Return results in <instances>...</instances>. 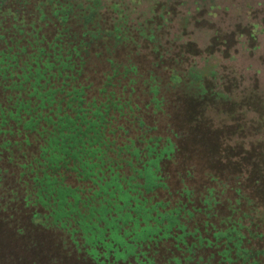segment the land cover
Listing matches in <instances>:
<instances>
[{"label": "trees", "instance_id": "1", "mask_svg": "<svg viewBox=\"0 0 264 264\" xmlns=\"http://www.w3.org/2000/svg\"><path fill=\"white\" fill-rule=\"evenodd\" d=\"M104 1L117 14L127 18V14L134 11L125 9L128 4L125 0ZM161 1L130 0L136 6L149 2L146 12L151 14L144 20L142 28L137 29V36H131L123 33V24L104 27L101 23L103 19L94 16L96 0H42L43 22L47 24L51 20L56 28L50 30L48 41L41 35L38 43L42 47L28 57L27 74L15 73L18 68L17 53L12 54L11 50L0 52V87L4 88L8 82L11 90L20 89L27 101L22 109L27 113L35 111L42 114L36 117L35 122L29 123L27 133L42 136V170L44 179H47L42 191L47 192V196L43 195L40 203L49 212H32L31 218L38 219V225L48 224L47 220L51 217L52 225L77 226L78 229L71 230L72 234L95 233L89 236L87 242L91 250H85L86 256L82 257L86 260L89 257L91 264H120L129 255L135 257L137 264H152L150 258L160 251L156 247L158 244L170 256L168 264H199L203 261L202 256H206V264H264V80L261 78L264 61L233 71L239 87L233 91L235 101L231 103L232 111L216 102L215 110L207 106L208 111L213 110L210 113L215 112L216 117L228 122L231 114L235 116L239 111L244 115L243 109L246 108V116H250L251 121L245 119V123H250L253 129L245 136V146L239 144L233 147V150L236 147L240 151L235 150V156H229L227 148L224 150L222 145L226 138L220 135L216 159L210 164L212 169H206L207 166L195 153L197 148L191 153L180 147L179 140L185 137V129L190 123L181 122V132L172 124L175 118L178 120L182 115L177 109L181 110V105L190 99H201L205 78L216 79L218 73L204 57L199 58V63L202 60L203 65L195 63L189 68H181L176 62L169 66L165 62L163 56L172 55V45H163L161 36L157 35L164 18L160 15L153 18L155 14L152 16L153 9ZM164 1L170 5L181 2ZM83 2L89 3L84 5ZM83 5L87 12L84 15L77 11ZM182 7V13L180 10L177 13L190 17L198 7L197 1H189L185 7L187 13ZM45 12L48 14L45 15ZM193 30L189 32L192 36ZM141 39L148 44V54L154 59L151 69L163 68L166 71V84L174 89V94L171 97H156L158 81L151 70V76L141 80L146 88L145 94L151 97L144 104L141 115L128 113L130 121L124 124L126 127L120 125L117 128L122 133V144L115 152L105 134L116 131L112 128L116 121L113 113L117 111L119 117L123 114L124 110L118 105L119 96L113 91L107 92V88L111 87L108 81L104 87H98L96 95L87 102L77 80L87 67L90 46L104 50V54L100 51L95 60H107L109 63V69L105 71L106 79L118 78L121 82L130 77L136 68L112 63L109 57L123 46L137 48ZM258 47L256 44L252 51H259ZM100 74L104 75L102 71ZM218 85L214 91L216 96H221V85L220 88ZM33 95H38L36 97L40 101L35 108L30 107L31 103L37 104L36 97L31 102ZM14 97L8 96L11 107L18 103ZM150 107L152 110H149ZM122 116L125 118V114ZM12 117L16 115L12 114ZM222 119L221 123L224 122ZM8 121L1 117L0 127ZM119 155L126 158L123 161V164L129 165L126 170L120 167ZM69 161L77 165L71 167ZM92 162L95 164L91 165ZM174 165L182 169L174 174L175 186L172 178L167 177L168 169L174 168ZM78 169L83 170L81 173L85 172L87 177L91 176L92 183L100 191L81 197L70 192L73 202L67 203L68 193H61L48 175L51 177L57 171L66 175ZM25 170L36 174L39 168L29 164L25 165ZM36 180L35 176L31 179L32 182ZM157 190L164 191L165 197L159 198ZM100 192L103 195L99 200L101 207L94 209V200ZM28 197L32 200L30 195ZM84 201V204H92L87 215L75 206V203ZM109 204H113L114 208H109ZM29 205L33 206L31 202ZM18 233H24L22 228H18ZM153 247L158 252L151 250ZM75 248H78L77 245ZM66 249L64 242L58 244L54 262L62 261L69 255L77 257V253L82 254L80 248L76 249V254L72 253L74 250ZM195 255L200 256L199 261L194 262Z\"/></svg>", "mask_w": 264, "mask_h": 264}, {"label": "rangeland", "instance_id": "2", "mask_svg": "<svg viewBox=\"0 0 264 264\" xmlns=\"http://www.w3.org/2000/svg\"><path fill=\"white\" fill-rule=\"evenodd\" d=\"M96 1L97 3L93 6L94 16L103 19L101 23L105 25L104 27L123 24L125 27L123 33H128L131 36H137V29L142 28L141 26L145 23L144 20L151 16L149 12H146L149 2L136 6L132 5L130 0H125V3L128 1L125 9L134 10L127 14V18V16L117 14L111 7H108V3L106 4L104 0ZM180 1L170 5L169 2L166 3L162 0L153 9L152 16L155 14L153 18L159 15L164 18L163 22L161 21L162 27L157 35L161 36L163 45H172V55L169 57L164 55L163 59L169 66L176 62L181 68H189L195 63L198 66L203 65L202 60L199 63V58L204 57L205 60H209L215 66L218 74L216 79H213V77L205 78L204 92L201 99H198V101L190 99L188 103L181 105V110L177 109V112H182V115H179L178 120L175 118L172 125L174 129L181 132L183 124L181 122L190 123L187 126L188 128L185 129L186 132L184 131L186 133L185 137L179 140L180 147L182 150L191 153L194 152V148H197L198 152L195 153L198 154L199 160L207 166H204L206 169H212L210 164L211 161L216 159L215 155L218 151L216 145L219 142L218 137L220 135L226 138L222 145L224 150L227 148L228 155L235 156L237 148L235 147V150H233V147L239 144L245 146L247 144L245 136L253 129L250 123H245V119L251 121L250 116H246V108L243 109L244 115L238 111L235 116L231 114L230 119H232H229V122L221 118L224 120L221 123V119L218 116L216 117L215 112L210 113L209 111L213 110L208 111L207 106L209 105L208 109L211 107L215 110L214 104L216 102V104L220 103L221 106L225 105L226 110L232 111L233 105L231 103L235 101L233 91L239 87V84L235 83L234 78H236V75L233 71L249 67L254 63L261 64L264 61V0H196L198 7L194 13L190 14V17L186 14L180 15L182 13L181 3L183 4V12L187 13L185 7L190 0ZM88 3L83 2L84 5H88ZM63 4L65 3L63 2ZM84 5L77 9L83 15L87 13ZM42 6V0H0V52L11 50L10 53L18 54V57H16L18 68L15 70L18 75L24 76L27 74L28 57L42 47L38 43L41 40V35L48 41L51 34L50 30L56 28L51 20L44 24L41 17ZM169 6L173 8L174 12ZM179 10L180 14L177 13ZM44 14L47 15L48 13L45 12ZM156 20L158 19L156 18ZM43 27L46 29L45 31L42 30ZM151 27L154 28V26ZM191 29H194L193 36L189 34ZM141 40L137 48H130L128 45L123 46L119 51L110 54L109 57L112 63L123 66L131 65L136 68L130 77L121 82L118 78L106 79L105 71L109 69V63L107 60H95V56L100 51L104 54V50L103 48L99 50V48L90 46L88 57H86L88 60L87 67L83 69L80 78L77 80V85L85 94L87 102L93 99L94 94L96 95L95 92L98 87H104V83L108 81L111 87L107 88V92L113 91L115 95L119 96L118 105L121 110H124L122 115L125 114V118L122 115L119 117L118 112L115 111L113 116L116 121L112 128L114 130L116 128V131L114 134H105L109 139L111 149L115 152L122 144V133L117 128L130 121V119H127L128 113L133 112L135 115H141L144 112L142 110L144 104L151 97L145 94L146 88L141 82L143 78L151 76V70L154 71L152 74H154L155 80L158 81V94L156 97H171L174 94V89L166 84V71L159 67L157 70L155 68L151 69L150 65L154 59L150 53L148 54V44L144 43V39ZM256 44L259 45V51L257 49L252 51ZM201 52L203 55L200 54ZM162 54L164 53L162 52ZM199 55L201 56L199 57ZM179 56H181V60H178ZM33 69H35L34 65ZM101 71L104 75L100 74ZM1 76L0 74V80ZM261 78L264 80V68ZM218 83H220L221 88ZM217 85L223 93L221 96H216V91H214ZM10 87L11 85L8 82L4 85V88L0 87V120L1 117L9 120L6 125L0 127V146H2L0 148V264H91L89 257H87V260L82 257L86 256L85 250H91L87 242L90 239L89 236L95 233L88 231L87 233L72 234L71 230L78 229L77 226L72 224L62 226L58 223L52 225L50 223L52 221L51 217L47 220L48 224L38 225L40 221L31 218L32 212L40 214L49 212V210H46L45 205L40 203L41 197L43 195L47 196V192L42 191V187L45 186L44 182L47 180L44 179L42 170V164L44 163L41 159L42 149L44 148L41 141L42 136L27 133L30 127L29 123L35 122L36 117L39 118L42 114L35 111L27 113L22 109L24 103L27 102L25 94L20 89L11 90ZM9 95L15 96L18 100L17 105L14 107L10 106ZM36 96L38 95H33L31 102H34ZM103 100L105 102V99ZM114 100H116V97ZM35 101L37 104L31 103V108L39 106L40 101L38 98ZM129 107L132 109H129ZM149 110H152V107ZM11 113L16 117L11 118ZM39 126L44 127L43 124ZM124 126L126 127V125ZM129 132L131 134V129ZM112 155L115 156V154ZM58 156L60 157V154ZM125 159L124 155L117 157V160L121 161L120 167L122 170L129 167V165L123 164ZM29 164H35L36 168H39L36 174L26 172L25 165ZM74 164L68 162L69 166ZM90 164L93 165L95 162ZM93 170L95 171L96 168ZM179 170H182L181 166L175 165L174 168L170 167L168 169L167 177L172 178L173 186L176 184L174 174ZM82 171L78 169L77 172L65 173L66 175H62L57 171L53 176H48L53 179L55 186L61 189L59 190L61 193L67 192L69 195L72 192L81 197L100 191V188L92 183L91 176L87 177L85 172L81 173ZM34 176L37 180L32 182L31 179ZM125 176H130V174H125ZM92 178L94 177L92 176ZM140 182L143 183L142 180ZM88 189H90V192H87ZM83 191L85 194H83ZM29 195L32 200L29 199ZM102 196V192H100V196L95 198L94 209L101 207L99 200H102ZM157 196L162 199L165 197V192L157 190ZM70 197L72 196L67 197V203L73 202ZM30 202L33 206L29 205ZM65 203L63 202V204ZM84 203L86 202L77 205L75 203V206L87 215L89 210L92 209V204ZM108 207L113 209L114 205L109 204ZM101 225H103V222H101ZM18 228H22L24 233H18ZM63 242L64 246L67 247L66 250L72 249L74 250L72 253L76 254V249L80 248L82 254L77 253V257L69 255L68 258L63 257L62 261L56 260L54 262L53 259L57 256L56 248L58 244ZM76 245L78 248H75ZM164 245L167 246L165 243ZM156 247H159V252ZM156 247L151 249L158 252L153 254L152 259L150 258V260H153L152 264H168L167 258H170V256L168 257L163 249H160L162 248L160 244ZM199 257L195 255L193 257L194 262L199 261ZM201 258H203V261H199V264H206V256ZM81 259L83 260L81 261ZM135 260L134 256L129 255L120 264H137Z\"/></svg>", "mask_w": 264, "mask_h": 264}]
</instances>
